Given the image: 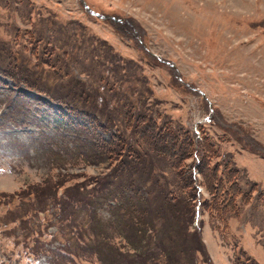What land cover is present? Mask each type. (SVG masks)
I'll use <instances>...</instances> for the list:
<instances>
[{"label":"rangeland","instance_id":"374dc122","mask_svg":"<svg viewBox=\"0 0 264 264\" xmlns=\"http://www.w3.org/2000/svg\"><path fill=\"white\" fill-rule=\"evenodd\" d=\"M79 88L92 95L87 104L109 116L112 130H95L96 142L122 127L118 119L128 107L120 105L128 98L135 105L141 97L158 126L180 127L195 141L210 139V167L219 164L223 171L225 157L226 169L234 165L242 172V191L248 183L257 186L245 201L237 196L232 210L196 208L197 201L210 200L193 173L198 153L181 164L184 176L193 175L195 191L180 187L182 177L166 160L142 157L154 189L144 207L156 212L167 248L156 250V264H207L206 256L211 264H232L235 248L264 264V0H0V264L113 263L99 254L103 240L114 248L125 245L130 261L141 260L119 238L116 217L125 210L116 204L124 198L114 195L116 202L95 192L116 157L100 162L88 154L89 145L84 152L75 149L72 132L93 128L54 98L67 100ZM72 188L84 189L95 203L97 223L86 208L76 212V225L89 241L84 250L54 208L40 206L48 190L60 196ZM161 189L195 203L185 215L191 217L187 240L174 232L170 211L163 216ZM131 190L126 186L124 193ZM174 205L186 213L184 201ZM58 248L78 257L67 261L56 255ZM137 253L146 257L142 249Z\"/></svg>","mask_w":264,"mask_h":264},{"label":"trees","instance_id":"16d2710c","mask_svg":"<svg viewBox=\"0 0 264 264\" xmlns=\"http://www.w3.org/2000/svg\"><path fill=\"white\" fill-rule=\"evenodd\" d=\"M55 62L49 64L53 65L52 67L54 69L55 66H57V63ZM6 66L10 71L11 64L7 63ZM57 67L61 66L59 65ZM9 71L6 69L3 70L6 75L9 74ZM12 73L13 76L10 77L14 78L15 73ZM25 85L30 89L35 88V86L30 83H26ZM75 92H78L73 93L76 96H69L67 100H65V97L54 98H57V100H64L63 103L67 106L66 110L71 111V114L85 116L93 128V130L91 129L87 131L81 128V130L78 129L77 132H72L75 139V149L84 152V149L88 148L89 145L88 154L90 152V157L95 159L100 158V162L107 161V159L111 160L114 156L116 157H114L116 163L109 174L110 176H105L102 179L100 178L98 182H96L98 186L96 187L95 192L98 191L99 194L102 193L100 194L102 196H105L107 193L108 195H106V199H114V195L124 198L122 201L118 202L114 199V201L117 202V208L122 206L123 210H125L120 212V218L118 216L116 217V222L121 227V235L119 238L121 240H127L128 245H131L134 249V258L137 256L142 260L130 261L126 255L127 253L123 252L125 245L122 244L121 247L114 248L113 246L111 247L106 240H103L102 246L100 245L98 247L101 251L99 254H102L107 262L109 259H112L113 263L109 264H141L142 262L143 264H156V250L166 251L167 249L164 248L165 246L161 230L155 225L156 212H153L148 207H144L145 204H148L147 202L154 189H151V186H149L148 182L150 180L151 172L146 171L145 161L142 157L145 158L150 154L156 160L157 158L166 160L172 172L177 176L182 177L180 187L182 186V188L187 189L190 186V190L195 191V188L192 187L194 183L193 175L191 176V174H189L184 176L183 173L185 171L181 167V164L186 159L192 157L194 153H198L201 159L197 164H194V168L201 176L202 183L210 195L209 201H202L200 203V206L203 208L211 206V208H209L211 210H216L218 208L219 210L221 209V211L225 209L232 210L235 206L234 201L237 196H240L241 199L245 201L250 194V191L256 189L257 186L255 183H248V189L242 191V188H240L238 183V174H241L242 172L234 165L229 169H226L228 159L225 157L223 158V162L225 161V163L222 164L224 168L223 171L219 172V164L210 167V157L214 155L215 149L214 144L208 137L199 138L195 141L187 132H183L180 127L171 129L170 126H158L155 119L149 115V112L143 110L144 104L142 103L141 97L136 100L135 105L133 103L135 100H130L129 98L127 99V102H125V105H120L122 109L128 107L127 110L122 112L121 118L118 119L122 127L120 129L117 127L113 130L114 132L110 134V140L106 141L99 138L100 141L96 142L93 139L95 130L105 132L112 130L108 123L110 122L109 116H106L105 110H99L94 106L87 104V100L91 98L92 95H88L85 90L79 88V91ZM133 106H135L134 108H136V110L132 108ZM111 126L114 127L113 125ZM122 129L128 131L129 135L135 139V141H133L134 143L124 137ZM133 145H136L140 149H135ZM133 172H137L139 180H137V185L135 186H133L131 180ZM125 173H128V175ZM115 186L116 189L114 188ZM126 186H129L132 189L129 193H124ZM83 190L84 189L80 190L79 188H72L69 189L68 192L64 191L63 195L61 194L60 196L55 189L48 190L42 194L45 203L43 202L40 204L42 208L47 207L49 204L54 208L53 211H56V215L58 216L57 219L67 224L68 228L70 227L71 235L75 238H73V240L80 246L81 250L89 248V241H85L76 225L78 224L76 221V212L79 208H86L90 221H95L96 223L98 221L94 214L95 203L87 198V194L82 192ZM32 194L33 197H35L36 194H34V192ZM259 194L263 195L264 192H260ZM157 195H161L162 197L160 207L163 210V216L165 215V212L169 210L170 217L175 223H177L174 232L177 233L178 237L181 236L184 240H187L189 234H187L185 227L189 222L187 219L191 220V217L188 218L185 215L191 213V211L193 213L194 203L192 204L186 196H183L185 198L176 197L173 189H161ZM192 196H194V194L188 195V197ZM35 200L37 201V196L35 197ZM181 200L184 201V209H186V213L183 212V209L174 205L175 203H180ZM35 202H32V207L38 205L35 204ZM32 207H29L28 209L31 210ZM126 215L128 216V219L124 221ZM192 237V239H196L200 248L203 250L204 246L200 242L198 235L194 233L192 234ZM149 247H151L152 250ZM141 249L146 257L137 253V250L141 251ZM61 250L62 249L59 248L56 255L65 260L70 259L72 256L78 257L75 253L69 250L60 252ZM112 251L116 256L113 255L114 257H112ZM206 261L207 264H211L207 256ZM232 264L256 263L247 257L241 249L235 248L233 249L232 254Z\"/></svg>","mask_w":264,"mask_h":264}]
</instances>
